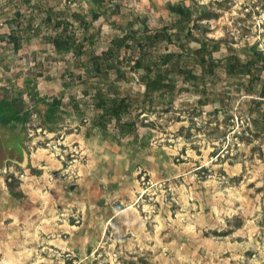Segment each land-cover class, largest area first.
Masks as SVG:
<instances>
[{
    "label": "rangeland",
    "instance_id": "rangeland-1",
    "mask_svg": "<svg viewBox=\"0 0 264 264\" xmlns=\"http://www.w3.org/2000/svg\"><path fill=\"white\" fill-rule=\"evenodd\" d=\"M170 1L182 5L184 11L171 12L168 0H116L89 28L83 44L88 55L107 48L117 55L113 70L101 79L85 73L83 62L74 54L59 56L51 45L62 26L57 27V19L90 14L84 3L0 0V87H7L8 95L17 98L31 95L27 147L36 154L34 159L47 162L49 174L61 177L66 183L62 188L82 180L93 161L110 164L115 159L111 153L118 150L127 161L124 152L136 150L134 157L129 154L135 168L126 177L122 199L130 196L149 230L156 219L157 234L166 235L164 242L169 240L170 246L155 249L163 257L161 262H153L155 252L150 249L128 255L116 243L127 236L117 237L109 228L94 254V264H264V133L257 130L264 100L246 90L239 79L222 76L208 97L223 101L202 108L196 104L199 90L177 80L169 83L164 100L152 106L139 100L131 108L122 120L133 121L128 133L117 136L113 123L107 132L86 128L84 119L95 111L83 93L90 95L96 85L107 89V83L145 91L139 80L141 71H128L129 59L137 56L128 49L130 40L118 47L110 42L113 36L128 34V24L140 34L160 33L165 26L167 36L161 34L158 39L164 53H189L201 43L215 42H220L213 54L216 60L226 57L224 44L244 51L257 43L264 53V0ZM67 23L66 33L81 39V28ZM11 33L18 38L17 51L8 41ZM188 67L199 73L193 60ZM58 96L62 97V118L46 123L45 110ZM167 98L171 101L166 104ZM254 99L259 106L251 104ZM214 107L220 110L216 113ZM23 178V173L18 174L14 184ZM11 236L7 233L5 241ZM74 253L71 249L58 255L54 248L45 249L40 254L50 255L52 261L35 264H73Z\"/></svg>",
    "mask_w": 264,
    "mask_h": 264
},
{
    "label": "crops",
    "instance_id": "crops-1",
    "mask_svg": "<svg viewBox=\"0 0 264 264\" xmlns=\"http://www.w3.org/2000/svg\"><path fill=\"white\" fill-rule=\"evenodd\" d=\"M7 90L0 87V264L52 261L50 255L40 254L50 248L57 254L72 249L73 264H94V254L109 228L117 237L127 236L116 243L128 250V255L137 249H150L155 252L153 262H161L163 257L155 249L170 246L169 240L164 242L166 235L157 234L156 219L149 226L151 230L147 228L130 196L122 199L126 180L133 174L130 155L134 157L136 150L123 151L129 159L123 161L122 152L112 149L115 159L110 164L93 161L82 180L62 188L66 183L61 177L49 174L47 162L34 159L36 154L27 147L31 95L17 98ZM21 173L23 182L9 188L12 180L8 182V178L15 183ZM7 233H14L9 242L5 241Z\"/></svg>",
    "mask_w": 264,
    "mask_h": 264
},
{
    "label": "trees",
    "instance_id": "trees-1",
    "mask_svg": "<svg viewBox=\"0 0 264 264\" xmlns=\"http://www.w3.org/2000/svg\"><path fill=\"white\" fill-rule=\"evenodd\" d=\"M114 1L116 0H76L77 3H84L89 8L90 14L74 13L72 19H57V27L62 26L51 39V45L57 55L65 57L74 54L77 61L83 62L85 73L101 79L113 70L112 64L117 59V55L111 48H107L105 51L90 56L84 50L83 44L88 38L89 28L108 12L109 6ZM169 10L173 13L184 11L182 5L178 4H170ZM67 22L69 25L77 24L81 28L83 32L81 39L78 40L66 33ZM98 28L101 30L103 25H98ZM126 31L128 34L122 38L113 36L110 42L118 47L120 44L124 45L126 39L130 40L128 49H131V54H137V56L130 55L131 65H129L128 71L133 73L141 71L139 80L145 91L138 93L132 90L118 89L107 83V89L96 85L90 95L87 92L83 93V96L90 98V104L95 111L94 116L84 119L86 128L90 132H107L109 125L113 123L117 130V136L128 133L133 127V121L122 120L123 117L129 115L131 108L139 103V100L146 101L150 106L156 100H164L169 83L177 80L199 90L200 96L197 98L196 104L200 108L213 106L215 103L223 101H213L208 97V92L215 88L222 76L225 79H239L246 90L256 92V98L264 100V53L258 49L257 43L252 44L244 51L223 43L227 55L222 60H216L213 54L219 51L220 42L212 43V45L201 43L197 49L189 53L185 50L180 53H164L159 50L158 39L161 34L167 36L165 26L162 27L160 33L150 34L146 31L140 34L139 31H134L132 24H128ZM7 38L13 45V50L17 51L18 38L13 33ZM132 49L135 51L133 52ZM239 55L243 56V61L240 60ZM132 58L135 59L132 61ZM191 60L199 67V73L189 69ZM3 68L6 69L7 66L4 65ZM61 99V96L52 99L53 104L45 110L44 122L54 123L62 118L59 111V100ZM169 101L171 99L167 98L164 102L167 104ZM251 104L259 106L255 99ZM219 110L213 108L216 113ZM259 112L262 119L257 130L264 133V104ZM51 129L48 128V130ZM11 180L14 184L13 178ZM11 185L12 183H8L9 188Z\"/></svg>",
    "mask_w": 264,
    "mask_h": 264
},
{
    "label": "built area",
    "instance_id": "built-area-1",
    "mask_svg": "<svg viewBox=\"0 0 264 264\" xmlns=\"http://www.w3.org/2000/svg\"><path fill=\"white\" fill-rule=\"evenodd\" d=\"M22 177H23V176L21 175L20 178H22ZM10 181H11V178H8V182H10Z\"/></svg>",
    "mask_w": 264,
    "mask_h": 264
}]
</instances>
